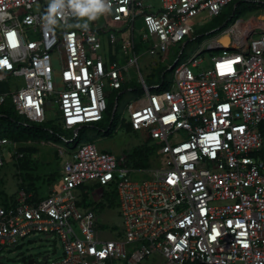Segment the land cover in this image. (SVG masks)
I'll return each instance as SVG.
<instances>
[{
  "label": "built area",
  "instance_id": "1",
  "mask_svg": "<svg viewBox=\"0 0 264 264\" xmlns=\"http://www.w3.org/2000/svg\"><path fill=\"white\" fill-rule=\"evenodd\" d=\"M235 1L111 0L112 24L84 30L69 26L70 11L45 26L49 0H0V106L35 123H46L52 107L63 129L76 130L102 122L112 90L128 85L136 93L126 123L157 141L164 159L146 169L94 141L71 148L60 136L59 185L46 196L20 187L0 204V253L42 233L60 240L62 254L27 264H264V2L188 59L179 54L165 86H150L140 65L144 44L166 60L192 35L191 18L217 17ZM206 51L217 52L207 60ZM11 76L25 84L5 87ZM5 146L23 155L18 141L0 136V167ZM143 171L148 178L132 177ZM113 194L123 225L105 239L100 212Z\"/></svg>",
  "mask_w": 264,
  "mask_h": 264
},
{
  "label": "rangeland",
  "instance_id": "2",
  "mask_svg": "<svg viewBox=\"0 0 264 264\" xmlns=\"http://www.w3.org/2000/svg\"><path fill=\"white\" fill-rule=\"evenodd\" d=\"M160 0H153L157 6ZM264 2V0H254V3ZM253 2V4L255 6ZM249 8V7H247ZM225 12H229L230 8L227 6L224 9ZM242 11L231 18L226 23H232L235 20L243 16H249L252 12H248L242 15ZM87 20V17L83 18ZM80 21H70L69 26L71 28H79ZM190 23L193 27L192 35L186 38L185 41L176 44L169 54L166 60H162L159 56L151 55L146 52L148 44L143 46V56L140 58L141 70L145 79L150 86L160 82L162 79L161 71L167 70L165 74L166 82L172 81L173 70H169L170 66L176 61L180 54L181 60H186L194 54L196 50L201 48L203 45H207L219 32L220 28L223 27L224 21L221 23L217 17H209L207 13L201 12L195 17L191 18ZM106 24L111 25L109 13L100 15L97 19L89 22V26L98 28ZM137 29H144V25L140 19L137 21ZM188 42L187 46L183 47V43ZM216 53L217 51H206L204 57L210 60V54ZM105 54V51H102ZM54 58H58V54H54ZM58 71L56 72V78L59 77V62L56 63ZM166 67V68H165ZM195 73L198 69L194 68ZM130 78H132L133 86L139 88L138 84V70L132 68L130 70ZM25 84L22 76H11L8 81L4 82V86L20 87ZM138 90V89H137ZM118 90H112L110 98L117 99L116 93ZM136 91L122 90V95L119 99V104L116 111V119L112 124L110 132H107L109 123H99L98 127L88 126L80 130L78 136V142L94 141L100 149L108 150L114 153L119 158L128 156L132 153L135 148L144 145L150 154L144 157V164L148 168H157L163 165L164 159L162 156L157 155V141L144 139L143 135L139 131H133L127 127L126 121L129 119L128 112L126 110L128 102L134 98ZM125 118L123 120L121 117ZM24 119V118H23ZM21 119L19 122H14L13 125H18L23 128L25 121ZM47 124L62 128V118L58 111L54 108L47 110ZM8 121L1 122L0 125L6 126ZM0 126V130L3 127ZM76 130H65L63 136L68 139H72L73 133ZM182 134H176L175 139L181 138ZM73 141V139H72ZM71 141V142H72ZM19 148L26 146L22 156L17 157L13 154L12 146L3 147V155L5 164L0 167V200L4 199L7 195H15L19 189V182L23 180L28 182H34L38 189H41V193L46 195L47 188H54L60 183V172L62 165L67 155L61 156L60 150L62 146L60 143L49 141L46 139H29L23 138L18 141ZM61 147V148H60ZM15 149V148H14ZM22 152V151H21ZM130 163V161H129ZM132 164V163H131ZM132 176L136 180L148 178L149 174L146 171L136 172ZM30 178V179H29ZM23 179V180H22ZM20 180V181H19ZM109 189V186H106ZM99 193H97L98 195ZM100 223L102 237L105 239L115 238V230L121 229L123 225L122 216L120 214L118 202L116 199L108 204L100 212ZM113 228V229H112ZM51 253L52 258L60 256L62 254V244L56 237L47 238L42 233H36L26 238L22 244L16 249H6L0 253V264H27L25 259L27 257H34L37 261H41L43 255ZM150 259H148L149 263Z\"/></svg>",
  "mask_w": 264,
  "mask_h": 264
},
{
  "label": "trees",
  "instance_id": "3",
  "mask_svg": "<svg viewBox=\"0 0 264 264\" xmlns=\"http://www.w3.org/2000/svg\"><path fill=\"white\" fill-rule=\"evenodd\" d=\"M252 2L254 3V0H236L233 4L228 6L230 8V11L228 13L225 11H222L221 14L219 16H217V18L222 23L223 21L226 22L229 18L236 15L238 13V11H242V13H243L242 15H244L248 12H252L256 8V4L254 3L255 4V6H254L253 4H251ZM247 7H249V8H247ZM167 71H168V69L161 71L162 79L160 80V82H163L162 86H165V83H166L165 74ZM129 87L130 86L125 85L123 87V90L125 89V91H126L129 89ZM133 87H136V86H132V88ZM121 95H122V93L117 92L116 97H118V99H116V100H114V98L109 99V106H108L106 118L104 120H102V122H101V123H103V122L109 123L108 129H106L107 132H110V130L112 128V124L116 119V114H115V117L113 118V122H111L114 104L116 101H119ZM21 119H23V117L19 116L11 106H7V105L0 106V124L4 120L8 121V124L5 127L0 125L3 127V130H0V136H6V137H9V138L16 140V141H19V139L23 136V138L27 137L29 139H46L49 141H54L55 143L61 142L60 136H62L64 134L65 129L60 128V127H56V126H52V125H49L47 123L30 122L25 118L23 119L25 121V123H24L25 126L23 128H20L19 123H21V122H19V121ZM14 122H19V123L16 126V125H13ZM99 123H93V124L86 125V126L80 128V130H82L88 126L98 127ZM126 124H127V127L129 129H131L130 125L128 123H126ZM80 130L78 132L73 133L74 134L72 136L73 141L68 142L69 147L73 148L78 143V136H79ZM71 131H73V130H71ZM25 148H26V146L22 147L21 151L24 152ZM149 154H150V151L147 150V148L144 147V145H141L132 151V153L129 155V159H130V162L135 166L146 167L143 161H144V157L148 156ZM60 175H61V172H60ZM20 187H25L28 190H35V192L39 194L38 188L36 187L34 182H31V180L29 182H25L23 180L22 182H20ZM11 197L9 198L8 196H6L4 199H2L3 204H7L9 202V200L11 199ZM105 198L108 200V202L110 204L114 201L115 196L113 194V195H108Z\"/></svg>",
  "mask_w": 264,
  "mask_h": 264
},
{
  "label": "clouds",
  "instance_id": "4",
  "mask_svg": "<svg viewBox=\"0 0 264 264\" xmlns=\"http://www.w3.org/2000/svg\"><path fill=\"white\" fill-rule=\"evenodd\" d=\"M111 0H49V8L44 18L45 26L51 28L58 23V16L70 11L79 21V27L89 28V22L111 10ZM87 17V20L83 19Z\"/></svg>",
  "mask_w": 264,
  "mask_h": 264
},
{
  "label": "water",
  "instance_id": "5",
  "mask_svg": "<svg viewBox=\"0 0 264 264\" xmlns=\"http://www.w3.org/2000/svg\"><path fill=\"white\" fill-rule=\"evenodd\" d=\"M212 49H217V48H207L206 50H212ZM178 62V59H176V61L170 66L169 70H172L173 67L175 66V64ZM118 104L119 102L116 101L115 104H114V108H113V111H112V117L115 116L116 114V111H117V107H118ZM80 130V128H76V132H78ZM32 261H34L33 259L29 261V263H31Z\"/></svg>",
  "mask_w": 264,
  "mask_h": 264
},
{
  "label": "crops",
  "instance_id": "6",
  "mask_svg": "<svg viewBox=\"0 0 264 264\" xmlns=\"http://www.w3.org/2000/svg\"><path fill=\"white\" fill-rule=\"evenodd\" d=\"M143 138H144V139H147L145 133H143ZM61 172H62V170H61ZM59 178H60V177H59ZM22 180H23V179H22ZM19 181H20V180H19ZM28 182H29V181H28ZM19 187H20V182H19ZM38 191H39V194H40L41 196H46V195L48 194V191H49V190H48V188H47V193H46V195H43V193H41V189H38ZM7 196H8V195H7ZM11 196L14 197V195H10V196H8V197L10 198ZM12 197H11V198H12ZM0 204H3L2 200H0Z\"/></svg>",
  "mask_w": 264,
  "mask_h": 264
},
{
  "label": "snow or ice",
  "instance_id": "7",
  "mask_svg": "<svg viewBox=\"0 0 264 264\" xmlns=\"http://www.w3.org/2000/svg\"><path fill=\"white\" fill-rule=\"evenodd\" d=\"M8 35H9V38H10V39L14 36L13 33H9ZM12 46H15V45L13 44Z\"/></svg>",
  "mask_w": 264,
  "mask_h": 264
},
{
  "label": "bare ground",
  "instance_id": "8",
  "mask_svg": "<svg viewBox=\"0 0 264 264\" xmlns=\"http://www.w3.org/2000/svg\"><path fill=\"white\" fill-rule=\"evenodd\" d=\"M228 39H224V43H227Z\"/></svg>",
  "mask_w": 264,
  "mask_h": 264
}]
</instances>
